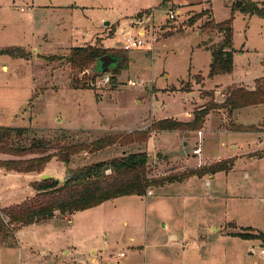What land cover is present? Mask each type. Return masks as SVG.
Segmentation results:
<instances>
[{
  "label": "rangeland",
  "instance_id": "rangeland-1",
  "mask_svg": "<svg viewBox=\"0 0 264 264\" xmlns=\"http://www.w3.org/2000/svg\"><path fill=\"white\" fill-rule=\"evenodd\" d=\"M232 2L0 0V50L18 47L26 52L25 57L0 52V126L25 128L30 138L49 139L56 148L92 144L108 135L115 142L77 152L68 165L53 159L43 173L63 182L90 164L125 152L147 151L148 176L191 174L199 131L204 136L203 158L234 163L231 169L214 174L209 168L198 169L202 176L191 174L181 181L151 185L144 196H121L68 217L57 212L51 220L16 228L14 237L0 240V264H251L260 260L264 105L230 111L223 102L228 86L254 87L257 78L264 79V16L235 13L234 68L215 77L209 76V48L222 35L202 31L209 13L217 22L229 18ZM170 10L177 11L174 18ZM127 34L142 37L146 45L124 50ZM88 45L122 55L117 69L108 72L109 82H101L102 74L95 71L98 64L79 71L69 63L72 47ZM78 82L85 87L75 88ZM221 87L213 96L203 95ZM206 104L209 114L200 126H193L191 115ZM164 119L177 129L157 127ZM238 125L244 128L235 130ZM7 158L0 153V162ZM1 168L0 163L1 207L35 195L31 183L42 179L43 173L9 175Z\"/></svg>",
  "mask_w": 264,
  "mask_h": 264
},
{
  "label": "trees",
  "instance_id": "trees-1",
  "mask_svg": "<svg viewBox=\"0 0 264 264\" xmlns=\"http://www.w3.org/2000/svg\"><path fill=\"white\" fill-rule=\"evenodd\" d=\"M236 12L264 16V6H260L259 2L233 0L229 18L217 22L212 14H208L209 20L202 25V31L214 30L222 35V40L209 48L212 52L210 77L233 71L235 55L233 20ZM106 49L94 45L74 46L67 59L71 66L76 67L79 71L91 69L101 56L108 54ZM0 52L18 57L26 56L25 51L18 47L3 49ZM113 54L122 56L119 53ZM116 69L117 67L114 71ZM85 85H80L78 82L74 87L84 88ZM86 87L91 88L90 86ZM203 95L213 96L214 92L213 90H206ZM224 96L223 106L230 111L264 104V79L258 80L257 78L254 89L237 85L228 86ZM209 112L210 108L207 104L195 109L194 117L189 123L195 127L200 126ZM167 122L168 119L160 120L157 127L165 130L177 129L178 125ZM235 127V130H241L243 126ZM232 128L234 127L232 126ZM28 134L25 128L0 126V153L10 156V158L0 162L6 171L42 174L53 159L68 165L71 162V157L77 152L92 151L115 143L112 139L113 136L108 135L96 139L92 144L86 142L71 143L56 148L52 145L51 140L30 138ZM233 164V162L225 164L224 160H220L188 171H193L191 174L202 176L203 172L200 170L209 168L214 174L220 170L231 169ZM148 165L149 155L147 151L125 152L121 156L90 164L78 173H72L63 182L53 176L40 180L34 179L31 187L36 191L35 195L12 206H0V240L4 241L9 237H14L16 228L51 220L57 215V212L68 217L79 210L94 207L121 196H144L151 185L159 186L166 181L170 183L174 180L181 181L191 175L181 173L154 178L147 174ZM107 169L111 170L110 174L106 173ZM240 234L245 237H252L249 234ZM258 237L264 242V231H260Z\"/></svg>",
  "mask_w": 264,
  "mask_h": 264
},
{
  "label": "built area",
  "instance_id": "built-area-1",
  "mask_svg": "<svg viewBox=\"0 0 264 264\" xmlns=\"http://www.w3.org/2000/svg\"><path fill=\"white\" fill-rule=\"evenodd\" d=\"M255 1L259 2V3H264V0H255ZM176 15H177V11L176 10L175 11H173V10L169 11V16L171 18H174ZM141 35H144V34H141ZM146 43H147V40H144L140 36H134V35H131V34H127V35H125V38H124L123 49L127 50V51L134 50V49H141V48H143L146 45ZM109 81H110V78H109L108 73L103 74L101 82L102 83H107ZM130 83H131V85H136V82H134V81H131ZM203 139H204L203 132L199 131V139L196 142V146L193 148V155L194 156H201V154H202L201 142L203 141ZM216 160L220 161L222 159H216ZM217 161H214V162H217ZM214 162H209L208 160H201L200 159L197 162L195 168L206 166V165L212 164ZM207 183L210 184V181L208 180ZM173 240H174V237H172L171 243H173ZM260 242H261V244H260V247H259V250H258V255L260 256V260L255 261V262H253L251 264H264V242L261 241V240H260ZM123 254L124 253H121V255H123Z\"/></svg>",
  "mask_w": 264,
  "mask_h": 264
},
{
  "label": "water",
  "instance_id": "water-1",
  "mask_svg": "<svg viewBox=\"0 0 264 264\" xmlns=\"http://www.w3.org/2000/svg\"><path fill=\"white\" fill-rule=\"evenodd\" d=\"M105 24H109V22H105ZM121 56L115 55V54H105L103 56H101L98 61L95 63L98 64L99 66V70H95L96 72L100 73V74H106L108 72H110L113 68H115L120 62H121ZM94 65V66H95ZM42 178H50L52 177L51 174L49 173H43L41 175ZM66 178H68L66 176ZM65 178V179H66Z\"/></svg>",
  "mask_w": 264,
  "mask_h": 264
},
{
  "label": "crops",
  "instance_id": "crops-1",
  "mask_svg": "<svg viewBox=\"0 0 264 264\" xmlns=\"http://www.w3.org/2000/svg\"><path fill=\"white\" fill-rule=\"evenodd\" d=\"M178 12H180V11H178ZM110 24V23H109ZM143 31H145L144 29H141L140 28V30H139V32L140 33H142ZM1 50H3V49H1ZM24 50V49H23ZM26 53V52H25ZM4 67V66H3ZM256 82V81H255ZM256 86V85H255ZM255 86L254 87H247V88H249V89H254L255 88ZM220 89H222V87L221 88H217V89H208V90H213V92L215 93H217L218 91L217 90H220ZM224 89V88H223ZM262 105H264V104H259V105H255V106H247V107H243L242 109H240L239 111H242V110H247V109H252V108H257L258 106H262ZM192 117H194V114L193 115H191V118ZM190 118V119H191ZM189 119V120H190ZM243 123V122H242ZM245 124H247V122L245 123ZM245 134H249V133H245ZM204 137V136H203ZM204 140V139H203ZM232 147L234 148H236L237 147V145L235 144V143H232ZM202 153H203V149H202ZM194 156V155H193ZM195 160L194 161H196L194 164H193V167H196V164H197V162L201 159V160H206V159H208V158H203V156H202V154H201V156H196V157H193ZM214 160H216V159H214ZM48 168V166L46 167V169ZM2 169V171H4V172H6V173H8L9 175H12V174H22V173H20V172H9V171H6L4 168H1ZM30 174H32V175H34V176H36V174H33V173H30ZM213 175V174H212ZM211 177H213V176H211ZM35 179V178H34ZM180 183V182H179ZM1 197V196H0ZM1 202H3V201H1ZM3 203H6V201H4Z\"/></svg>",
  "mask_w": 264,
  "mask_h": 264
}]
</instances>
